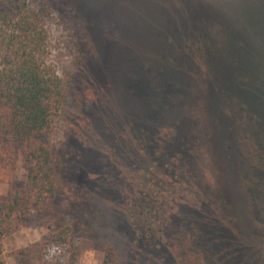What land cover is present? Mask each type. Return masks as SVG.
I'll use <instances>...</instances> for the list:
<instances>
[{
    "label": "rangeland",
    "instance_id": "obj_1",
    "mask_svg": "<svg viewBox=\"0 0 264 264\" xmlns=\"http://www.w3.org/2000/svg\"><path fill=\"white\" fill-rule=\"evenodd\" d=\"M48 2L39 56L70 79L73 96L47 140L68 155L65 177L85 189L108 234L120 248L131 245L133 212L137 224L149 225L136 202L151 195L176 213L177 225L166 235L177 252L164 260L155 253L152 264H264V86L243 95L256 121L229 122L197 107L199 58L264 79V0ZM169 92L182 98L170 100ZM25 183L23 144H0V198ZM73 206L67 185L51 213L36 212L3 240L6 264L56 220L69 219ZM75 244L74 262L67 247L52 246L48 258L103 264L97 241L84 236ZM132 256L129 264H144Z\"/></svg>",
    "mask_w": 264,
    "mask_h": 264
},
{
    "label": "trees",
    "instance_id": "obj_2",
    "mask_svg": "<svg viewBox=\"0 0 264 264\" xmlns=\"http://www.w3.org/2000/svg\"><path fill=\"white\" fill-rule=\"evenodd\" d=\"M49 13L48 0H0V144L22 143L26 158L25 186L15 188L11 198H0V264H6L3 240L22 229L36 212L51 213L53 203L67 185L74 201L70 218L56 220L41 239L19 248L16 264H55L48 258L52 246L70 248L74 262L75 242L84 236L97 241V247L104 252L103 264H129L132 255L144 264H152L155 253L164 260L171 251L177 252L175 241L166 236L177 228L176 213L166 208L163 200L152 199L150 193L144 198L142 194L136 204L139 208L142 205L141 213L149 220V227L144 222L137 224L139 215L133 212L135 238L131 245L120 248L114 236L108 234L101 214L87 202L85 189L65 177L64 159L68 155L64 156L47 140L57 114L73 96L70 79L48 70L39 56ZM78 52L81 53L80 48ZM198 60L204 62L202 73L197 74L201 85L198 109L212 110L211 113L214 109L229 122L241 116L244 120L246 116L254 121L260 118L243 95L264 86L261 76L235 70L233 63V70H228L230 63L221 70ZM169 97L174 100L182 95L169 92ZM142 173H151L153 179L152 171ZM174 198L177 204L179 200ZM157 232L168 239L166 245L159 241Z\"/></svg>",
    "mask_w": 264,
    "mask_h": 264
}]
</instances>
